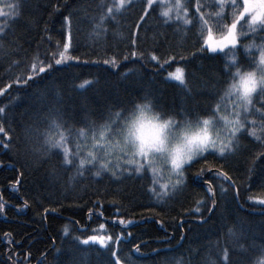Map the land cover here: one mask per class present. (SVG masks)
Wrapping results in <instances>:
<instances>
[{"label": "trees", "instance_id": "obj_1", "mask_svg": "<svg viewBox=\"0 0 264 264\" xmlns=\"http://www.w3.org/2000/svg\"><path fill=\"white\" fill-rule=\"evenodd\" d=\"M115 4L0 0L6 13L0 16V126L5 129L0 133V264H114L112 252L120 264H228L225 252L234 264H264V205L257 203L264 199V157L252 171L254 153L261 150L254 136L245 135L242 143L248 147L227 161L210 152L186 165V180L175 189L177 174L163 173L162 180L146 168L136 174L115 152L110 159L103 152L100 157L110 161L119 178L103 170L97 177L99 163L79 168V159L87 158L92 144L91 132L98 136L116 112L141 100L153 101L177 120L185 109L188 118L212 117L211 111L217 110L212 118L220 123L233 83L223 66L233 64L234 53L236 62L246 61L241 45L252 43L238 26L236 49L212 53L205 47L209 30L225 35V17L239 14L230 3L184 0L183 5H191L183 7L187 21L165 3L149 8L148 0H133L118 10ZM243 31L251 36L247 25ZM68 33L70 47L65 50ZM198 42L206 52L192 57ZM181 52L188 59H180ZM252 52L259 57L258 48ZM61 53L63 63L55 65ZM140 54L145 58L139 59ZM151 54L160 62L151 60ZM172 55L177 58L164 64ZM113 59L115 64L103 63ZM48 63L53 68L37 75ZM177 67L185 70V83L194 95L186 97L184 85L167 79ZM28 76L33 79L24 84ZM244 116L249 124L257 120L256 136L264 140L259 113L246 106L237 120ZM81 128L84 136H79ZM59 131H65L73 152L77 138L83 146L79 156L70 157L73 165H65L63 150L48 143L50 137L59 138ZM201 168L205 171L198 177ZM218 168L232 176L234 186L216 175ZM165 184L167 195H158ZM209 186L216 193L211 213ZM92 235L112 239L105 240L107 247L81 243Z\"/></svg>", "mask_w": 264, "mask_h": 264}, {"label": "snow or ice", "instance_id": "obj_2", "mask_svg": "<svg viewBox=\"0 0 264 264\" xmlns=\"http://www.w3.org/2000/svg\"><path fill=\"white\" fill-rule=\"evenodd\" d=\"M131 0H129V3ZM218 2L223 5L224 0H218ZM231 4L233 6H236L238 15L233 16L231 19L228 17H225L226 23L223 25L224 28H227V33L224 35L223 39L219 42V44H209V47L211 49L212 53H216L218 51H223L225 48H228L229 45L232 46L233 49H236V46L238 44V37H237V28L238 26H241V34L245 38H250L252 40V43H244L241 45V48L243 49V53L247 54L248 59L246 61L236 62L235 60V53L233 54V64L227 65L225 64L223 66V71L227 74V79L233 80V83L231 85V89L233 92L238 93L237 100L241 101L240 107H246V106H252V108L255 110V112L259 113V127L264 130V0H230ZM120 6H124V0H119ZM155 3V0H148V7L152 8L153 4ZM184 6H191V5H182ZM14 7V6H13ZM107 11L109 13L113 12V8L109 7L107 8ZM197 11H200V6H197ZM6 13L4 12V9L0 7V16H4ZM147 15V13H145ZM165 16L168 15L167 12L164 13ZM219 15V13H217ZM179 18V17H177ZM250 18L251 23H248V19ZM200 19H203V13L200 15ZM65 20L67 21L68 18L66 17ZM190 23V21H189ZM205 24H207V21H204ZM243 25H247V27L251 30V36H249L248 32L243 31ZM253 25H256L257 27H253ZM211 30H209V33ZM259 39L260 43L257 44L255 41ZM208 40L211 41V34H209ZM71 41V36L69 34V42ZM133 44L136 43L135 40L132 41ZM197 51L191 52L190 55L192 57L197 56V52L199 53H205L206 49L204 47L199 46V42L197 44ZM253 48L259 49V57L257 58L256 55L252 52ZM67 50V48L65 49ZM239 51V49H237ZM242 53V54H243ZM132 56H137L136 52L131 53ZM139 59H144V54H140L138 57ZM151 60H155L158 63L160 62V57H158L155 54H151L149 57ZM177 58L176 55L170 56L169 59H164L163 63L167 64L170 62V60H175ZM179 58L184 60L188 59V57L184 56L183 53H179ZM124 59H129V56H125ZM64 56L63 53L60 54L59 59H55L54 63L55 65H61L63 63ZM103 63L109 64L113 63L115 64V60L112 61L104 60ZM53 64L48 63L47 68L40 67L37 71V75L40 73H45L47 69H52ZM242 68L244 69H252L256 68L261 75L257 77L255 72L251 71H242ZM131 71V70H130ZM170 77H174L177 81L184 84V92L186 94V97L189 95H194V89L189 85L185 83V70L182 67H177L175 69V72L169 73ZM239 77V81L236 82L235 78ZM32 76H28L27 79L23 81L24 84H28L29 80H32ZM11 87V85H9ZM0 95H3V92H0ZM260 103V108H256L255 104ZM135 104V103H134ZM4 109L0 108V112H3ZM127 110H123L120 112L115 113V119L111 120V123H106L105 125L101 126L102 130L99 131L98 136L95 131L91 132L90 139L92 141V144L87 151V158L90 157V159L87 158H80L79 159V168H83L85 164L95 165L99 163V169L95 172V175L99 177L101 175V170L111 172L113 177L119 178L116 171H114L112 168L109 167L110 161L107 159H102L100 157V153L103 152V156L106 158L109 155H111L110 151V145L114 146V141L117 140V138L120 135L121 131V121L123 118V113H125ZM216 112L217 110L211 111V116L213 118H216ZM166 115L168 113H165ZM175 115V114H171ZM190 113L187 109L184 110V115L181 119L177 120V123H183L185 120L188 119ZM199 118V117H197ZM111 119V118H110ZM55 122V121H54ZM257 120L252 119L249 124V118L247 116L242 117L241 119H238L235 122V126L228 129V136L225 137L227 140V143H225L223 140H219V143H217L216 140H212L210 138H205L202 143L206 146L205 150L202 151L199 155H197L195 158H192L190 160L193 161L199 157H204L205 153L214 152L219 157L224 158L225 161H227L230 157H235L238 154H240L245 148H247V145H244L242 143V140L245 138V135H251L256 138V140L260 141V148L261 150L259 152L254 153V158L252 159V171L256 170L257 161L261 160V157H264V140L261 139V137L256 136V127H257ZM204 124L207 125L208 121L205 120ZM58 128L60 125L57 126ZM250 128V131H247ZM224 131V129H221ZM5 131L3 126H0V133H3ZM68 134L72 133V129H66ZM79 136L85 135V129L81 128L78 130ZM59 138L56 137H50L49 138V145L51 148H61L63 150L64 156H63V163L65 165H73L75 161L70 158L73 156H79L80 151L83 150V146L79 144L78 138L76 142V151L73 152L68 146V136L66 135L65 131H59L58 132ZM4 147H7L5 144ZM124 155H127L125 153ZM187 163V164H190ZM126 164H134L135 168L134 171L136 174H140L144 167L143 165L138 164L135 161L132 160H126ZM260 167H264V162L261 163ZM124 172L128 171L127 169L122 170ZM185 167H183L182 171L178 172L177 175L179 179H177L173 185V188L177 185H182L184 181L186 180L185 177ZM205 169L201 168L197 173L196 176H202ZM207 171L211 172L213 171L212 167H208ZM82 174V173H81ZM216 175L218 177H222L226 181H230V187L235 185V181L232 179V176L228 174L226 171H222L219 168L216 170ZM19 183V181H17ZM155 183V182H154ZM209 185L211 184L210 181H206ZM165 190L164 193H159L158 195H167V189L168 185L165 184L162 186ZM153 193H156V188L153 187L151 189ZM208 191L212 194V204L211 207L208 209L209 213H211V208L216 207L215 197L216 193L212 190L211 186H209ZM223 187L221 188V193H224ZM238 194V190H237ZM258 204L264 205V199H260L257 201ZM55 211V210H53ZM205 221V218H201V223ZM123 221H121V224ZM79 240V237L76 238ZM111 240L112 237H102V236H96L92 235L89 236L87 239H84L81 241L84 245H89L90 242H98L102 247H107L105 240ZM181 239H183V236H181ZM117 244L120 243L119 240L116 241ZM59 251V249H57ZM111 252L112 250L109 249ZM136 253H140L139 245L136 246ZM112 256L115 257L114 264H120V258L115 256V252H112ZM224 260L228 261V264H234V261L232 258L225 252L224 254ZM75 264V261L73 262ZM132 264V262H130Z\"/></svg>", "mask_w": 264, "mask_h": 264}, {"label": "clouds", "instance_id": "obj_3", "mask_svg": "<svg viewBox=\"0 0 264 264\" xmlns=\"http://www.w3.org/2000/svg\"><path fill=\"white\" fill-rule=\"evenodd\" d=\"M244 71L255 72L257 77L261 75L256 68ZM222 136L223 131L212 117L188 118L177 123L175 115H166L151 100H141L123 113L120 135L114 146L109 147L111 153H127V160L151 172L177 174L205 150L202 143L205 138L219 143Z\"/></svg>", "mask_w": 264, "mask_h": 264}, {"label": "rangeland", "instance_id": "obj_4", "mask_svg": "<svg viewBox=\"0 0 264 264\" xmlns=\"http://www.w3.org/2000/svg\"><path fill=\"white\" fill-rule=\"evenodd\" d=\"M131 1H133V0H131ZM183 1L184 0H155V3H165V7H167L168 10H172V13L174 12L175 14H177L180 17V20L181 21H187V18L185 16V11L183 10V7H182ZM128 3H129V0H124V6L127 5ZM227 3H230L231 4L230 0H224V4H227ZM123 7L120 6L119 0H116V4H115L114 9L115 10H118V9L123 8ZM249 21L251 23L250 18H249ZM69 34L70 33H68V35H67V40H66L67 42H66V45H65V49L66 48L69 49V47H70ZM209 34H211V41L208 40ZM223 37H224V35L217 36L212 31L210 33L208 31L207 32V35L205 37L204 45L211 52V49L209 47V44H219V42L223 39ZM229 48H232V46L229 45L228 48H225L223 51H218L216 53L224 52L225 50H227ZM167 79L169 81H172V82H175V83L184 85L181 82L177 81L174 77H170L169 74L167 75ZM238 81H239V78L237 79V82ZM237 95H239V94L238 93H235V92H233L231 90L230 94L228 95L229 96L228 109H227L226 113L224 114V116L222 117V119H220V123L217 124V126L220 129H224L223 136L220 138V140H223L225 143H227V140L225 139V137L228 136V131L227 130L230 129L231 127H234L235 126V122L237 121V116H239L241 114L242 107H240V105H241L242 102L239 101V100H237ZM113 154H114V151H113L112 155ZM111 156L109 155L108 156V159H110ZM115 158L123 159V161H126L127 160L126 157H125V155L123 153H116L115 152ZM193 161H191L190 163H192ZM131 165H133V167H135L134 164H131ZM146 169H148V168H146ZM148 171H150V170L148 169ZM151 173L153 175L155 173L158 174V176H160V177L157 176L159 178V180H162V178H164V176L162 175L163 173H161L159 170H157L156 172H151ZM175 175L176 174L167 173V176L168 177L169 176L170 177H173ZM155 177H156V175H155Z\"/></svg>", "mask_w": 264, "mask_h": 264}]
</instances>
